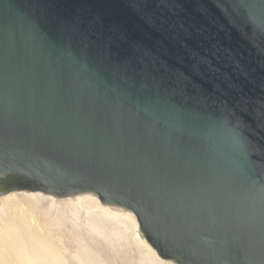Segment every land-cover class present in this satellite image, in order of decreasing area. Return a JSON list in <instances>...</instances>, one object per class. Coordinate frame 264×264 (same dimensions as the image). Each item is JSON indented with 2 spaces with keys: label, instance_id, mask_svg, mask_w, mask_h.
I'll return each instance as SVG.
<instances>
[{
  "label": "water",
  "instance_id": "1",
  "mask_svg": "<svg viewBox=\"0 0 264 264\" xmlns=\"http://www.w3.org/2000/svg\"><path fill=\"white\" fill-rule=\"evenodd\" d=\"M14 177L132 210L177 264H264V0H0Z\"/></svg>",
  "mask_w": 264,
  "mask_h": 264
},
{
  "label": "bare ground",
  "instance_id": "2",
  "mask_svg": "<svg viewBox=\"0 0 264 264\" xmlns=\"http://www.w3.org/2000/svg\"><path fill=\"white\" fill-rule=\"evenodd\" d=\"M82 219L84 220L81 221ZM0 220L4 222L2 233L6 234L7 239H10V246L17 258L14 264H67L65 258L63 259L62 254L57 250L58 248L56 249V246L51 243L50 231L53 229L52 226L64 227L65 223L72 222L78 227L89 226L93 232L100 233L106 227L114 229L119 227L117 229L120 230L122 225H126L131 221L133 222L134 235L137 241L142 244H140L142 246V256L139 254L141 260H138L140 263L177 264L173 260L162 258L158 251L151 246L141 231L140 223L132 210L121 205L104 202L97 193H76L59 197L53 193L42 191L30 190L22 193L11 191L0 196ZM70 225L72 226V224ZM71 226L69 227L71 228ZM83 232L81 231V233ZM112 235L114 236V234ZM122 235L120 232L119 236L116 237L120 239ZM108 236L110 238V235ZM97 237L99 236L97 235ZM27 238L30 239V243ZM111 239L113 240V238ZM97 243L99 242L97 241ZM86 251L84 253H87Z\"/></svg>",
  "mask_w": 264,
  "mask_h": 264
},
{
  "label": "rangeland",
  "instance_id": "3",
  "mask_svg": "<svg viewBox=\"0 0 264 264\" xmlns=\"http://www.w3.org/2000/svg\"><path fill=\"white\" fill-rule=\"evenodd\" d=\"M25 190L30 191L31 189H24V188L9 189V190H5L4 193H2L1 195H4L11 191H17V192L19 191L20 193H22V192H26ZM83 220L84 219H82L81 221ZM3 223L4 222L0 220V227H1L0 228V264H14L17 258L10 246V242H9L10 239L9 238L7 239L6 234L2 233ZM130 223L126 224V225L129 224L128 226L130 228L126 225H122V229L120 228L121 230L120 231L118 230L119 227H117L118 229L117 228L114 229L110 227L109 229L108 227H106L105 229L103 228L100 234L99 232H93L89 226L83 225L84 227L82 226L78 227L74 225L72 222L71 223L67 222V224L66 223L64 224V227L58 226L61 228H58L57 226H52L53 229H51L50 231L51 233L50 235L52 239L50 240L51 243L56 246V249L58 248L57 250L62 254L63 259L65 258L64 260L67 264H142L140 263V261H138L141 260L140 255L142 256V246H141L142 244L139 241H137V238L134 235L133 222L131 221ZM70 224H72V226ZM68 225L71 226V228ZM123 227L125 228V230L126 229L129 230L125 231ZM114 230L117 233L120 231L121 234H123L122 236H120V239L119 237H116L117 235L119 236L120 232L117 234L116 232H113ZM81 231L84 232L81 233ZM111 233L114 234V236ZM97 235L99 237H97ZM108 235H110V238ZM86 237L89 239H87ZM90 237L93 239H91ZM103 238H105L109 242H107ZM111 238H113V240ZM116 238H118L120 241L118 242V239ZM27 241L30 243V239H28ZM97 241L99 243H97ZM5 243L8 247L5 245ZM84 251H86L87 253H84Z\"/></svg>",
  "mask_w": 264,
  "mask_h": 264
},
{
  "label": "flooded vegetation",
  "instance_id": "4",
  "mask_svg": "<svg viewBox=\"0 0 264 264\" xmlns=\"http://www.w3.org/2000/svg\"><path fill=\"white\" fill-rule=\"evenodd\" d=\"M22 179L20 178H0V186L5 187L8 183H16Z\"/></svg>",
  "mask_w": 264,
  "mask_h": 264
}]
</instances>
